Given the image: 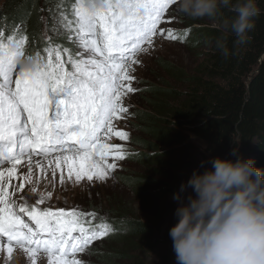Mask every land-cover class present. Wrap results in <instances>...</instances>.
Instances as JSON below:
<instances>
[{"label": "snow or ice", "instance_id": "1", "mask_svg": "<svg viewBox=\"0 0 264 264\" xmlns=\"http://www.w3.org/2000/svg\"><path fill=\"white\" fill-rule=\"evenodd\" d=\"M172 4L173 0H76L74 20L61 13L64 27L74 33V51L46 46V55L37 50L33 56L25 52L26 36L14 41L9 35L5 40L0 31V250L6 251L7 260L19 247L32 264L40 252L47 255L48 264H84L77 254L109 234L108 224L93 225L95 212L41 207L43 195L30 205L23 193L34 184V156L55 160L61 184L63 166L70 181H104L117 167L108 157L125 158L123 145L107 140L128 139L113 122L128 112L123 98L138 91L129 74L139 63L136 54L148 50L145 44L153 46L158 34L178 39L171 28L166 33L158 28ZM25 162L27 173L20 170ZM35 163L44 172L40 160ZM52 175L54 179L55 170ZM14 180L19 183L14 185ZM31 192L37 193V187ZM17 193L22 202L15 198Z\"/></svg>", "mask_w": 264, "mask_h": 264}, {"label": "trees", "instance_id": "2", "mask_svg": "<svg viewBox=\"0 0 264 264\" xmlns=\"http://www.w3.org/2000/svg\"><path fill=\"white\" fill-rule=\"evenodd\" d=\"M60 1L66 6V16L73 19L76 0H7L4 8H0V31L5 33V39L9 35L13 39L28 36L32 53L39 50L41 55H46L43 49L48 45L72 50V39L67 34L45 41L42 32L41 7ZM258 4L262 14L246 44L236 46L235 36L227 34V57L215 47V39L222 34L220 21L185 17L186 28L179 31L178 37L186 44L206 49L204 73L182 76L180 89L146 82L144 98L152 109L137 111L136 126L141 137L144 134L145 138H154L158 145L132 141L142 147L132 159H145L156 166V174L165 178L166 185H156L154 191H150L149 185L146 188L140 186L145 182L143 177L126 176L122 179L144 205L176 191L190 178L194 169L203 172L217 156L233 161L241 156L252 158L257 167L264 168V58L260 63L264 55V0H258ZM232 15L224 11L225 17ZM183 18L181 15L180 19ZM258 68L259 71L254 73ZM189 134L205 142L207 156L199 158L200 153L190 141ZM232 140L240 141L239 145ZM234 148L237 149L235 153ZM202 161L206 162L203 166ZM120 193L107 201L113 210L110 219L104 218L99 210L93 219L97 221H92L93 225H109V234L99 243L101 246H117L115 253L120 257L128 254V250L133 252L141 248L148 240L173 245L170 228L162 230L163 224L155 218L141 217L133 210L134 204ZM158 213L161 218L162 211ZM157 231L162 234L155 238Z\"/></svg>", "mask_w": 264, "mask_h": 264}, {"label": "rangeland", "instance_id": "3", "mask_svg": "<svg viewBox=\"0 0 264 264\" xmlns=\"http://www.w3.org/2000/svg\"><path fill=\"white\" fill-rule=\"evenodd\" d=\"M6 2L7 0H0V8L3 9ZM63 4V1H60L55 5L51 4L47 7H41V24L45 41L51 38L53 39V37H59L62 34H67L70 38L74 35L73 32L64 27L66 21H64L61 13L66 16L67 12L66 6H63ZM180 17L181 15L177 13L175 5H170L158 28L163 27L165 33L168 28H171L173 34L178 37L180 35L179 31L185 29L187 25V23L184 22L187 20V18H185L186 16H183V19H180ZM74 19L75 17H73V20ZM22 37L14 38V41L19 40ZM26 37L27 41L24 47L25 52L26 54L35 55L36 52H31L28 36ZM52 42L54 43L55 41L53 40ZM71 44L72 50L74 51L76 49V43L73 42V39ZM192 46L193 44H186L184 41H181L179 37L177 40L173 41L167 39L166 34L164 36L158 34L154 37L153 46L149 47L147 44L143 45V47L148 50L146 52H138L134 57L139 63L132 65L129 74L135 77L131 83L132 87L138 89V91L128 93L123 98L124 105L128 108V112L123 113L121 119H114L113 122L116 130H123L128 133V139L120 140L119 138L112 136L111 139L107 140V142L111 144L123 145L125 158L123 160H113L111 156L108 157V162H114L117 167L115 170L109 172L106 180L89 182L85 179L77 183L73 177L70 181L67 179L66 166H63L65 181L61 184V172L59 169H55V160L52 157H49L48 159L43 158V160H41L42 157H37L33 159L32 164L34 184L28 185L23 193L27 202L30 205L34 204L40 195H43L46 199L45 205H41V207L50 205L54 209L60 207H63L66 210L77 208L82 212L95 213L100 210L102 211L101 214L104 218L106 217L110 219V211L113 210L107 205V201L114 197L116 198L117 194L121 192L120 194L126 196L128 202L134 204L133 210L138 212L144 219L151 220L155 218L158 222L163 224L161 227L162 230L174 226L177 223L175 210L178 207L179 202L174 200L173 196L180 190V188L174 192H168L165 196L153 199V201L144 205L137 194L130 192V189L123 184L122 179L126 176L131 178L143 177L145 182L140 186L146 188L149 185L150 191H154L156 185H166L165 178L160 174H156V166L152 165L145 159H132L135 153L142 151V147L134 145L132 141L142 140L155 147L158 145L154 138H145L144 134L141 137L140 129L136 126L138 123L136 113L139 110L150 111L152 109L148 105V102H146V98H144L143 88L145 87L146 82L151 85H167L180 89L182 88V76L201 75L204 73L207 54L206 49ZM66 58L67 57H65V59ZM21 60L23 61L24 58L21 57ZM129 63L131 64V61H129ZM181 131L186 132L184 130ZM189 138L199 151V158H202V155H208L206 152V144L203 140L192 134H189ZM36 160H40L41 165L44 167V172L40 171L35 163ZM48 160H52V163L49 164ZM101 165L103 166V162H101ZM209 167H211L210 164L206 166V168ZM20 170L27 173L28 165L20 166ZM54 170L56 175L53 179L52 174ZM18 183L19 181H13L14 185H17ZM32 186L37 187V193L31 192ZM48 192H52V197L50 199L47 198ZM190 193L194 194L192 193L191 188L181 193V195L185 197L186 200V197ZM19 196L20 194L17 193L15 198L18 202H22L19 200ZM158 211H162L161 218L157 216V214L161 215ZM161 234L160 231H157L155 238ZM105 238H107V236L93 241L85 248L83 253L77 254V258L82 260L84 264H177L173 245L161 243L159 241L155 242V240H148L136 251L132 252L128 250V254L125 256L117 257L115 253L118 250L117 246L111 244L101 246V244H99L101 241L105 240ZM3 243H7L6 238ZM6 257V251L0 250V264H32L28 255L19 247L14 248L10 260H7ZM35 264H48L47 255L40 252L35 257Z\"/></svg>", "mask_w": 264, "mask_h": 264}, {"label": "clouds", "instance_id": "4", "mask_svg": "<svg viewBox=\"0 0 264 264\" xmlns=\"http://www.w3.org/2000/svg\"><path fill=\"white\" fill-rule=\"evenodd\" d=\"M172 5L190 19L220 21L215 47L225 57L227 34L235 36L236 46L246 44L262 14L258 0H173ZM225 10L233 15L225 17ZM210 163L203 172L194 169L173 196L179 202L177 223L169 235L177 264H264V168L242 156L234 161L217 156ZM189 188L194 194L185 200L181 193Z\"/></svg>", "mask_w": 264, "mask_h": 264}, {"label": "water", "instance_id": "5", "mask_svg": "<svg viewBox=\"0 0 264 264\" xmlns=\"http://www.w3.org/2000/svg\"><path fill=\"white\" fill-rule=\"evenodd\" d=\"M264 58V55L262 56V58L260 59V63L262 62V59ZM259 71V68L256 70V71H254V73H256V72H258Z\"/></svg>", "mask_w": 264, "mask_h": 264}, {"label": "bare ground", "instance_id": "6", "mask_svg": "<svg viewBox=\"0 0 264 264\" xmlns=\"http://www.w3.org/2000/svg\"><path fill=\"white\" fill-rule=\"evenodd\" d=\"M35 158H37V157H34L33 159H35ZM40 159V158H39ZM41 160H43V158H41ZM27 163L25 162V164H23V165H26ZM22 166V165H21Z\"/></svg>", "mask_w": 264, "mask_h": 264}]
</instances>
